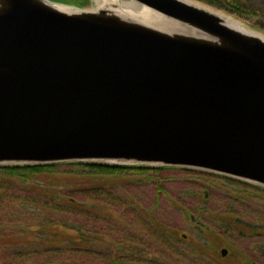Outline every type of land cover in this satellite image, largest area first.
Here are the masks:
<instances>
[{"label": "water", "instance_id": "water-1", "mask_svg": "<svg viewBox=\"0 0 264 264\" xmlns=\"http://www.w3.org/2000/svg\"><path fill=\"white\" fill-rule=\"evenodd\" d=\"M124 1L160 19L0 0V166L176 167L264 188V33L198 0Z\"/></svg>", "mask_w": 264, "mask_h": 264}, {"label": "trees", "instance_id": "trees-1", "mask_svg": "<svg viewBox=\"0 0 264 264\" xmlns=\"http://www.w3.org/2000/svg\"><path fill=\"white\" fill-rule=\"evenodd\" d=\"M200 1L264 30V0ZM172 171L188 175L179 177L178 202L170 191ZM215 185L222 192L239 186L264 190L187 168L88 162L0 166V245L26 250L3 264H172L168 250L177 252L187 238L163 220L162 206L171 205L193 221L204 219ZM211 242L198 237L183 248L212 264L218 258L209 254Z\"/></svg>", "mask_w": 264, "mask_h": 264}, {"label": "rangeland", "instance_id": "rangeland-1", "mask_svg": "<svg viewBox=\"0 0 264 264\" xmlns=\"http://www.w3.org/2000/svg\"><path fill=\"white\" fill-rule=\"evenodd\" d=\"M52 1L81 8L96 6L92 0ZM202 3L205 4L204 2ZM205 5L211 6L208 3ZM221 10L224 11L223 9ZM233 17L235 16L233 15ZM235 18L243 21L247 26L253 27L247 21L238 17ZM253 28L264 33V30H260L256 27ZM183 176L188 175L176 171L169 172L168 174V177L171 179L173 178V182L170 185L173 202H178V195L182 192L180 186L183 184L179 182V177ZM216 181L224 184V181L221 179H216ZM197 190L201 192L202 195L205 193L203 189L197 188ZM212 190H214L215 193L212 194L213 196H209L208 200H210V202L205 205L207 212L204 219L195 217L193 221L186 214L183 215L182 212H179V209L172 208L171 205L162 206L163 220L176 225L180 230L179 234L187 238L185 243H180V246L178 245L177 252L171 253V250H168V254L166 255L167 262L172 264H208L209 261L198 259L191 251H185L183 248L189 242L200 237L209 238L212 241L211 243H213V249L209 250V254L216 256L219 260L211 257L213 260L212 264H214L215 261L221 264L222 262L223 264H252L253 262L264 264V190L248 186H239L234 192L229 188H226L225 192H222L216 185ZM227 217H230V220L226 221L225 218ZM236 218H239L242 222L240 223ZM243 223H247L248 226L252 224L254 227L245 229V227L248 226H245ZM206 227H209V229L206 230ZM239 229L244 231L247 235H241ZM3 246L4 245H0V264L14 257V254L18 251L24 254L26 253V250L18 246L10 249H7V246L2 248ZM223 249L227 250L228 254L226 256H223L221 253ZM100 251L104 256H109L111 253L108 248H102ZM146 253L147 252H145L144 255H146ZM139 257L144 259L141 254ZM102 261L103 260H101V262Z\"/></svg>", "mask_w": 264, "mask_h": 264}, {"label": "bare ground", "instance_id": "bare-ground-1", "mask_svg": "<svg viewBox=\"0 0 264 264\" xmlns=\"http://www.w3.org/2000/svg\"><path fill=\"white\" fill-rule=\"evenodd\" d=\"M92 2L96 5L94 7L110 4L111 2L116 3L121 7V10L127 12L130 16H135L143 21H154L160 19L155 15V13L153 14L151 11H148L146 8L135 2H127L124 0H92Z\"/></svg>", "mask_w": 264, "mask_h": 264}, {"label": "flooded vegetation", "instance_id": "flooded-vegetation-1", "mask_svg": "<svg viewBox=\"0 0 264 264\" xmlns=\"http://www.w3.org/2000/svg\"><path fill=\"white\" fill-rule=\"evenodd\" d=\"M238 220L240 221L239 218H238ZM241 222H242V221H240V223H241ZM243 224H244L245 226H248L247 223H243ZM242 226H243V225H242ZM249 227H250V228H253L254 226H252V224H251V225L249 224V226H248V227H245V229H246V228H249ZM239 231H240V234H241V235H243V234H244L245 236L247 235V234L244 233V231H242L241 229H239ZM252 264H257V263H256V262H253Z\"/></svg>", "mask_w": 264, "mask_h": 264}]
</instances>
